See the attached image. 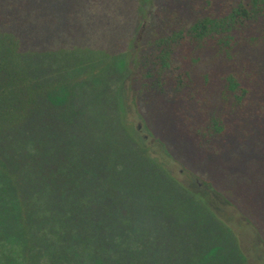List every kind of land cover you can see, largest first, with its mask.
Masks as SVG:
<instances>
[{"label": "trees", "instance_id": "16d2710c", "mask_svg": "<svg viewBox=\"0 0 264 264\" xmlns=\"http://www.w3.org/2000/svg\"><path fill=\"white\" fill-rule=\"evenodd\" d=\"M135 1L0 0V264H241L240 259L249 264L251 253L236 229L243 219L261 237V246L253 242L258 252L253 260L264 264V156L241 160L232 146H218L231 138L264 146V0H159L134 61V40L126 34L133 27L136 9L130 2ZM110 22L118 23L122 34L103 59L131 52V83L149 95L145 101L152 103L163 136L195 144L164 147L188 155L189 169L201 173L208 188L242 216L238 221L226 216L208 192L176 180L165 159L140 144L120 116L115 80L100 83L96 95L119 115L120 127L111 129L128 145L122 147L160 165L184 192L178 197L183 218L177 216L175 226L153 209L135 208V214H151L147 223L154 238L120 240L127 248L120 262L112 259L114 234L96 212L105 188L74 152L82 147L75 146L78 126L94 107L86 94L94 76L84 77L87 83L76 90L77 68L102 59L92 50ZM74 94L85 113L75 111ZM93 178L95 184L89 183ZM89 188L101 190V196L87 199ZM106 206L121 209L113 200ZM224 226L233 233L226 240L218 235ZM227 244L237 250L229 253Z\"/></svg>", "mask_w": 264, "mask_h": 264}, {"label": "rangeland", "instance_id": "374dc122", "mask_svg": "<svg viewBox=\"0 0 264 264\" xmlns=\"http://www.w3.org/2000/svg\"><path fill=\"white\" fill-rule=\"evenodd\" d=\"M143 1V3H142ZM132 3V6L136 9V13L133 17V27L128 30L126 37H130L131 41L134 40V49L132 50V57L136 52L141 54L140 46L145 45V39H148L150 29L154 25L155 10L159 4V0H136ZM119 20L117 18H113ZM99 39L96 38L97 46L93 48L92 52L95 58H102L99 61L93 62L88 67H78L77 72L80 76V86L77 85V89L85 86L87 81L84 77H89V74L93 77V85L86 90V94L92 102L93 115L88 117L87 122L83 121L79 124L78 140L79 144L75 146H82L74 151V146H71V153L74 151L79 154L80 160H85L92 171V177L98 178L105 188L104 195L99 203V208H96V212L104 216L105 223L114 234L115 240L113 260L116 262L126 260V247L120 246V240L129 241L132 237H135L136 241L139 236H144L148 240L154 238L153 229L148 227L147 221L151 218L150 213L135 214V208L148 211L153 209L161 216H167L169 225L175 226L177 216L183 218L184 205L179 195H183L184 192L180 190L179 186L175 185L166 172L160 165L153 162L146 155H140L136 150L121 142V139L116 136L111 129L113 124H117L120 127L117 119L119 115H116L114 109H107L102 98H98L96 92L99 90V84L103 85L114 83L115 99L117 104L119 102V109L121 110L120 116L125 117V124L134 133L137 140L143 146L149 148L150 153L154 157L164 158V166L169 169L172 175L184 186L190 187L197 191L208 192L210 198L213 199L215 207H220L226 216L234 217L236 221L242 219L241 214L237 209L225 203L220 196H217L211 191L208 186L203 182L201 173H193L189 169L190 157L184 155L182 151L175 149L169 150L164 146H195L191 141L177 136L174 142L171 138L164 137L161 132L163 125L154 117L151 109V104L145 101L149 100V95L142 96L131 83V76L134 74L135 62H130V53L122 56L113 55L109 58L103 59L105 51L115 41L119 40L121 36V27L118 23L110 22L105 26ZM99 33V34H100ZM93 46V45H92ZM116 54V53H115ZM127 60H126V58ZM96 71V72H95ZM97 72H103L97 75ZM154 99V98H153ZM152 99V100H153ZM73 105L77 113H85V107L78 99V94H74ZM170 133L174 135L175 128L170 126ZM100 133L99 135H94ZM164 135V136H163ZM175 136V135H174ZM165 142V143H164ZM256 143L244 142L240 140L227 139L224 140L218 146H226V150L229 146H232L237 151V154L241 157V160H247L248 157H261L264 156V146ZM121 146V147H119ZM166 148V149H165ZM166 150L163 157V151ZM114 151V156L110 155V152ZM171 152L170 154L168 152ZM106 161L111 164V168L106 165H102L101 162ZM163 161V160H162ZM120 164V169L116 168V165ZM110 173H114V178L109 176ZM89 181V183L95 184V179ZM155 178V180H154ZM98 182V181H97ZM99 188V187H98ZM101 189V188H100ZM85 193L87 199H93L96 195L101 196V190L91 189ZM178 194V195H177ZM214 194V196H213ZM113 200L120 205L121 209L112 210L107 208V201ZM190 202H194L198 212L201 210L205 212L204 215H208V212L201 206L200 202L193 197H189ZM137 205V206H136ZM118 210L123 213L118 215ZM179 212H177V211ZM181 213V214H180ZM187 216V214H186ZM210 217V216H209ZM120 219V222H118ZM231 223L233 221H230ZM246 222V223H245ZM234 225V222H233ZM241 227H236L240 232V242L251 253L248 257L249 264H259L253 259L258 253L253 250V242L257 239V242L261 246L262 240L258 235L257 230L250 226L246 219L240 224ZM225 229L219 227L218 235L221 239H228L233 233L224 226ZM166 237H159L162 242L166 240ZM220 244V243H219ZM219 249L223 246L219 245ZM229 248L228 252L232 254L237 249H234L230 245H226ZM237 247V246H236ZM235 247V248H236ZM263 248V247H261ZM253 252H256L253 254ZM250 258V259H249ZM241 260V264L244 262ZM247 264V262H245Z\"/></svg>", "mask_w": 264, "mask_h": 264}]
</instances>
